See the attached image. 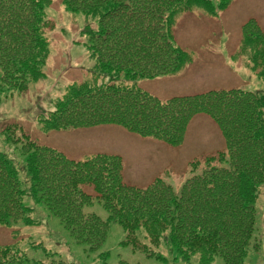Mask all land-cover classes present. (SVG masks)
Instances as JSON below:
<instances>
[{"label": "trees", "instance_id": "16d2710c", "mask_svg": "<svg viewBox=\"0 0 264 264\" xmlns=\"http://www.w3.org/2000/svg\"><path fill=\"white\" fill-rule=\"evenodd\" d=\"M234 1L61 0L65 13H82L94 22L87 49L95 67L71 82L53 111L39 118L42 135L112 126L178 148L192 120L206 116L217 126L226 150L202 160L198 175V165H190L192 176L176 194L161 178L145 188L126 185L117 156L74 161L28 141L21 152L27 156L30 195L91 252L103 245L109 225L85 214L96 199L109 221L127 234L125 244L133 243L135 250L146 251L134 239L142 229L151 246L168 240L183 261L198 257V264H213L215 259L244 264L264 183V88L256 93L231 88L160 100L137 85L177 76L192 66L187 50L175 44L178 15L197 9L215 17ZM52 4V0H0V102L46 79L51 52L44 31ZM234 53L230 58L239 78L249 75L264 87V33L255 21L240 28ZM3 136L16 143L8 130ZM24 196L15 168L0 154V228L17 239L0 246V264H65L52 254L42 262L26 259L12 231L19 223L33 224Z\"/></svg>", "mask_w": 264, "mask_h": 264}, {"label": "rangeland", "instance_id": "374dc122", "mask_svg": "<svg viewBox=\"0 0 264 264\" xmlns=\"http://www.w3.org/2000/svg\"><path fill=\"white\" fill-rule=\"evenodd\" d=\"M51 12L47 17V29L44 36L50 45V57L44 69L46 79L31 84L22 95L6 96L0 102V154L4 155L15 168L21 191L25 194L23 204L32 211L33 224L19 223L13 232L19 237L20 248L30 262L45 261L46 254H52L65 264H198V257L183 261L170 245L169 241L153 247L145 238L141 229L134 239L139 248L135 250L133 243H126L127 234L118 224L109 221V215L96 200L84 209L85 214L109 223L106 239L96 251L78 244L63 228L57 218L50 214L43 204L37 203L30 195L31 184L26 171L27 156L21 152L28 141L62 152L70 159H84L93 152L110 149L88 141V148L71 133H54L49 136L41 134L38 120L54 109V104L65 92L71 82L80 81L87 72L94 70L95 62L88 52L89 32L95 30V24L82 13L75 15L63 11L61 0H52ZM218 4L215 3V7ZM209 17L197 9L185 15H178L174 26L175 44L187 50L192 66L179 73V77H167L154 81H140L139 88L160 100H168L180 95H199L222 89L238 88L244 92L256 93L264 87L253 77L245 75L236 81L231 71H235L230 56L238 48L240 28L248 21H255L264 33V0H235L224 12H216ZM186 85V86H185ZM183 91V92H182ZM115 128V127H112ZM119 136H124L127 145L139 156L155 158V163H168L166 168L154 165L155 172L150 174L139 167V181L129 177L125 184L143 188L152 184L157 178L163 179L176 194L181 190L189 174L190 165L196 163L201 167L206 157L225 153V146L217 126L206 116L195 117L188 127L181 147L171 148L158 141L140 139L119 128ZM8 130L16 143L7 142L3 132ZM88 130H85V132ZM69 134V140L61 136ZM114 146H112L113 148ZM65 148H68L66 150ZM225 150V151H224ZM127 162V161H126ZM130 165L129 162H127ZM145 167H148L146 164ZM167 169V171H165ZM200 169L195 174L200 173ZM256 201L255 235L250 244L244 264H264V183L259 188ZM12 236V237H11ZM14 241V242H13ZM17 243L10 231L0 228V246ZM254 245L258 247L255 249ZM213 264H223L215 259Z\"/></svg>", "mask_w": 264, "mask_h": 264}, {"label": "crops", "instance_id": "0c3cea01", "mask_svg": "<svg viewBox=\"0 0 264 264\" xmlns=\"http://www.w3.org/2000/svg\"><path fill=\"white\" fill-rule=\"evenodd\" d=\"M184 70V69H183ZM182 70V71H183ZM232 75L235 77L236 81L240 82L239 75L235 73V71H231V78ZM180 75L178 74L177 76H174L175 78L179 77ZM186 86V85H185ZM183 92V91H182ZM184 96H189V95H180L176 97H184ZM193 96V95H192ZM119 131L118 129L112 128V127H101V128H96V129H91L85 132V130L82 131H76L72 132V138L74 139L75 135L77 136L78 139H81L80 145L84 143V145L88 148V141H91L95 145L98 146H103V147H109L110 149L107 150H102V151H97L93 152L91 156L94 155H114L118 156L121 159L122 165H123V180L125 182V179L127 178V174H129V177L135 178V181L138 182L139 178L142 177L143 175H140L139 173V167L142 165L144 170L146 172L152 174L155 172L154 170V165H158L159 168H166L168 166V163H163L157 162L155 163V158H151V166L149 165L150 158L147 156H139V148L137 152H135L134 149L129 147L127 145V142L125 140L124 136H119L118 134ZM69 134H63L61 136H64L63 139L69 140L68 137ZM184 145V144H183ZM112 146H114L112 148ZM68 150V148H65ZM89 149V148H88ZM57 152L61 153L64 155L62 151L57 150ZM66 156V155H64ZM91 156H86L84 159L89 158ZM67 157V156H66ZM68 158V157H67ZM70 159V158H68ZM84 159H70V160H84ZM130 163V165L127 164V162ZM147 165L148 167H145L144 165ZM167 171V169H165Z\"/></svg>", "mask_w": 264, "mask_h": 264}]
</instances>
